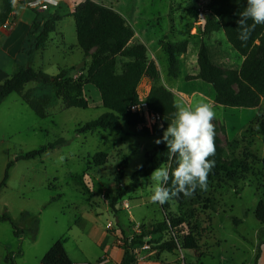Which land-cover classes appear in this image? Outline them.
Returning a JSON list of instances; mask_svg holds the SVG:
<instances>
[{
  "label": "rangeland",
  "instance_id": "rangeland-1",
  "mask_svg": "<svg viewBox=\"0 0 264 264\" xmlns=\"http://www.w3.org/2000/svg\"><path fill=\"white\" fill-rule=\"evenodd\" d=\"M84 1L63 0L59 11L64 17L62 28L65 38L56 31L51 35L47 49L36 54V70L56 76L59 71L72 69L60 68L77 62L73 67L76 70L72 72L74 78L82 79L87 73L91 58H85L78 47L72 17ZM93 1L124 17L134 31V42L147 46L149 60L158 62L161 78L164 76L169 85L182 71L177 81L181 90L190 96L185 103L170 90L176 103L194 105L200 100L210 102L206 96L211 97L215 91L202 80L188 81L197 74L195 65L189 64L190 56L187 58L186 77L180 61L178 76L175 77L165 45L188 42L193 53L204 42L214 64L238 70L243 64L244 58L234 51L224 32L203 33L206 18L212 13L211 0ZM17 9L21 15L25 8L20 5ZM25 10L29 17H37L32 10ZM192 10L198 13L197 18L192 16ZM48 14L40 15L47 21ZM123 62L119 59V74ZM81 64L85 65L77 69ZM161 83L163 85L162 79ZM153 85L151 80L143 79L138 89L140 98H146ZM37 89L38 85L31 83L27 85L26 92L38 96ZM47 93L52 103L46 118L36 116L27 104L29 115H24L20 123L17 119L18 122L10 121L11 118L4 113L0 115V172L6 159L15 165L10 170L7 187L0 191V214L7 211L18 228L25 231L16 238L11 224L3 223L6 230L2 233L4 244L0 245V264H41L52 246L62 239H68L65 247L75 263L96 264L100 258L109 255L112 259L110 264H117L120 257L118 248L124 252L125 239L121 230L125 231L129 243L138 242L133 249L136 264H256L259 253L257 264H264V227L255 217L259 202L264 201V137L257 132L263 104L257 109L213 104L217 113L213 123L215 131L224 140H221L224 158L228 161L247 159L251 171L237 183L208 180L206 190L198 189L197 194L194 193L191 197L193 204L184 211L188 217L184 230L197 237L200 249L198 252L179 249L169 254L154 248L156 244L168 241L170 234L141 237L143 226L166 220L163 205L150 200L152 182L148 177L141 178L140 187L119 202L116 212L108 199L118 190L117 177L124 163L127 166L123 167V187L149 168L147 158L162 144L157 145L154 141L163 134L144 137L132 132L123 122L126 128L123 135L109 130L80 135L77 133L80 126L107 113L99 91L92 85L85 86L89 102L87 110L67 108L55 91ZM19 97L12 95L13 100ZM145 127L150 131L154 129L147 122ZM223 128L230 141L223 136L226 134L222 132ZM60 140L65 144L49 150L41 158L17 161L23 154ZM100 152L108 154V163L95 167L93 157ZM164 204H170L168 214H180L174 202L169 200ZM246 213L248 217H245ZM233 218L242 220V224L235 226ZM37 223L39 230L34 236Z\"/></svg>",
  "mask_w": 264,
  "mask_h": 264
},
{
  "label": "trees",
  "instance_id": "trees-1",
  "mask_svg": "<svg viewBox=\"0 0 264 264\" xmlns=\"http://www.w3.org/2000/svg\"><path fill=\"white\" fill-rule=\"evenodd\" d=\"M246 6L247 0H211L212 13L206 18L203 29L204 34L224 32L234 51L244 58L241 68L239 70L230 69L214 64L207 43L202 42L198 53L199 74L188 80H202L211 85L215 91L214 103L222 107L257 109L262 104L264 105V25L255 27L246 44L239 39L237 20L240 18L239 13ZM60 8L61 6L56 11H51L47 21L43 20L42 15L36 13L37 17L32 21L31 30L19 53L18 70L0 85V105L9 96L17 94L36 116L46 118L47 110L52 103V98L47 92L55 91L67 108L87 110L89 102L85 96V86L92 85L99 91L103 108L107 110V113L98 120L80 126L77 130L78 134L85 135L98 130H109L123 135L126 133L123 122L132 132L140 133L144 137L163 134V129L167 128L176 111L174 107L175 95L162 85L161 73L156 63L149 60L147 46L141 43L131 44L135 37L134 31L127 25L124 17L115 10L93 0H85L72 14L75 20L78 46L83 51L85 58H91L89 69L82 79H75L72 75L76 68L61 71L56 76L34 68L36 54L47 49L57 24L64 18L60 15ZM12 11L13 7L10 2L7 13L10 14ZM191 14L195 18L198 17V13L194 10L191 11ZM251 23L249 21V24ZM94 49L96 52L92 54ZM188 49V42L167 44L164 47L175 77L178 76L179 57L186 54ZM119 59L124 60L120 74L117 73ZM145 78L154 84L147 98L149 109L161 116L163 129L154 127L150 131L145 127V119L132 111V107L140 103L138 89ZM31 83L38 85V96H34L32 92H26L27 85ZM222 132L226 133V129L223 128ZM257 132L264 137V110L258 119ZM214 143L216 151L210 159L215 161V167L209 174L208 180L228 184L237 183L246 178L251 171L248 160H226L221 138L216 131ZM64 144L65 142L60 140L39 150L23 154L17 158V161L41 158L49 150H54ZM147 159L150 163L149 168L141 175L136 176L133 182L126 187L121 185V181L125 177L124 168L127 163L123 164L124 168H120L117 177L118 190L115 194H110L108 198L114 212L122 199L140 187L141 178L149 177L156 167L161 164H170L172 168L176 167L175 160L169 159L165 143H162ZM93 163L95 167L105 166L108 163V154L106 152L97 153L93 157ZM13 165V162L8 163L4 179L0 184V191L7 186ZM170 185L171 182H169ZM170 201L179 207L180 214H168L170 204H163L166 220L143 226L141 237L144 239L168 233L171 238L166 242L156 244L154 248L156 251L169 254H174L179 249L198 252L200 249L199 240L192 232L186 233L184 230L188 221L184 211L193 204L192 198H185L181 194ZM25 215L23 214V216ZM245 217H248V213L245 214ZM255 217L264 227L263 200L256 208ZM0 223H10L16 238H20L25 233L24 230L18 228L17 222L8 213L0 214ZM233 223L235 226H239L242 224V220L233 218ZM38 230L39 224L37 223L34 236L37 235ZM121 233L125 239L121 264H135L137 257L133 249L138 242L129 243L125 237V231L121 230ZM67 241L68 239H62L56 242L41 264H74L65 247ZM259 257L260 253L257 256L256 264Z\"/></svg>",
  "mask_w": 264,
  "mask_h": 264
},
{
  "label": "clouds",
  "instance_id": "clouds-1",
  "mask_svg": "<svg viewBox=\"0 0 264 264\" xmlns=\"http://www.w3.org/2000/svg\"><path fill=\"white\" fill-rule=\"evenodd\" d=\"M239 16V39L246 44L255 27L264 25V0H247ZM174 107L173 119L166 129L160 125L163 135L154 143L166 144L169 159L175 160L176 167L161 164L148 177L152 182L150 200L161 205L181 194L190 198L197 188L206 190L208 176L215 167V161L210 159L216 151L214 105L200 100L194 105L177 102Z\"/></svg>",
  "mask_w": 264,
  "mask_h": 264
},
{
  "label": "crops",
  "instance_id": "crops-1",
  "mask_svg": "<svg viewBox=\"0 0 264 264\" xmlns=\"http://www.w3.org/2000/svg\"><path fill=\"white\" fill-rule=\"evenodd\" d=\"M60 3H61V7H62L63 0H60ZM9 4H10L9 0H0V85L6 79L10 78L13 74H15L17 72V70H18L17 60L19 57L20 50H21V48H22V46H23V44L27 38L28 33L31 30L32 21L35 19L32 16L29 17L26 14L25 9L21 11V15H20L19 11L17 9L19 6L14 7L13 5H12V7L16 13V16L12 17L10 14L7 13V9L9 7ZM56 10L57 9H53V12ZM63 20L60 23H58L56 33L57 34L58 33L63 34L64 38H65V33L63 31V28H62ZM8 21H11L13 25H12L11 29L5 30L3 26ZM74 31H75V34L77 35L76 26H75ZM51 39H52V36H51ZM134 40H135V38L133 39L131 44H139L138 42H134ZM141 44H143V43H141ZM198 53H199V48H198V50L196 49L192 53L191 52V46L189 45V49H188L187 54L182 55L179 58L181 67L184 69V77H186V75H187L185 69H186V65L188 63V60H187L188 56H190L189 64L190 65L194 64L196 67V72H197V74L192 76V77H196L199 74ZM35 59H36V56H35ZM153 62H155L156 65L159 66L158 62H156V61H153ZM34 64H35V60H34ZM76 64H77V62L71 63L69 66L64 67V68H60V69L61 70L70 69V68H73ZM59 73H60V71H59ZM181 76H182V71L179 73L178 78L173 79L174 82L171 85H169L166 82L165 77L162 76V82H163V85L167 89L171 90L172 92H174L176 95L179 96L178 97L179 100L184 101L186 103L187 99L189 98L190 95L186 92H183L181 90V88L179 87V82L177 80H179V78ZM194 93H197V92H194ZM149 94H150V91L147 94L146 98H148ZM199 95L202 96L203 94L200 93ZM210 96L211 97H208V96H206V97L209 98V100L212 104H215L214 103L215 93L213 95H210ZM26 107H27V105L24 103V101L20 97L13 100L12 95H11L0 105V115H2L4 113L5 115H7L8 117L11 118L10 121L13 119L15 122V120L17 119L20 123L21 118L24 115H26V116L29 115V112H28ZM17 120H16V122H18ZM10 121H8V124L10 123ZM6 129H8V127ZM223 136L227 140L230 141V139L227 137V133ZM220 138L222 141H224L222 136H220ZM8 163H9V159H6V160H4V162L2 164L3 168H2V171L0 172V184L2 183V181L4 179V175H5V171H6ZM13 167H15V165H13ZM4 213H7V211H4ZM4 213H2V214H4ZM24 214H26V213L24 212ZM4 225L5 224L0 223V245L4 244L3 237H2V233L4 232V230H6V228H4L5 227ZM118 251H119L120 257H119L117 264H121L123 256H124V252L122 251L121 248H118ZM111 262H112V259L109 257V255H106L105 257L100 258L96 262V264H110ZM11 264H13V263H11ZM74 264H86V263L85 262H81V263H75L74 262Z\"/></svg>",
  "mask_w": 264,
  "mask_h": 264
},
{
  "label": "built area",
  "instance_id": "built-area-1",
  "mask_svg": "<svg viewBox=\"0 0 264 264\" xmlns=\"http://www.w3.org/2000/svg\"><path fill=\"white\" fill-rule=\"evenodd\" d=\"M15 6H22L25 9L32 10L35 13L43 14L50 13L53 9H58L61 6L60 0H9ZM10 15L16 16L13 10ZM12 22L8 21L3 27L5 30L11 29ZM134 113L139 114L147 123H151L153 127H160L162 118L159 114L152 112L149 109L147 98H140V103L132 107Z\"/></svg>",
  "mask_w": 264,
  "mask_h": 264
},
{
  "label": "water",
  "instance_id": "water-1",
  "mask_svg": "<svg viewBox=\"0 0 264 264\" xmlns=\"http://www.w3.org/2000/svg\"><path fill=\"white\" fill-rule=\"evenodd\" d=\"M96 52V49H94L93 51H92V54H94ZM85 64H81V65H79V66H77V69H79L80 67H82V66H84Z\"/></svg>",
  "mask_w": 264,
  "mask_h": 264
}]
</instances>
